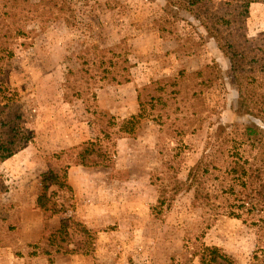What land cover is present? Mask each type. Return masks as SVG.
Wrapping results in <instances>:
<instances>
[{"label": "rangeland", "instance_id": "1", "mask_svg": "<svg viewBox=\"0 0 264 264\" xmlns=\"http://www.w3.org/2000/svg\"><path fill=\"white\" fill-rule=\"evenodd\" d=\"M169 1L174 0H20L28 8L20 25L33 30L35 41L9 47L17 60L9 81L25 86L22 93L35 105V116L21 123L33 142L0 161V264H201L193 253L203 245L218 246L237 264H249L253 229L240 219L204 215L205 209L193 206L191 192L177 197L164 222L151 215L157 199L151 173L163 171L165 155L158 139L161 125L153 116L142 119L133 137H119L129 134L124 120L140 112L141 86L182 68L189 74L213 60L223 76L204 89L206 103L221 110L225 123L255 124L253 115L231 113L239 103L228 57L192 15ZM69 2L75 13L70 17ZM164 6L182 19L160 37L153 19ZM62 17L75 22L67 26ZM193 31L202 36L201 44ZM245 33L264 49V1L250 3ZM102 59L103 68L95 69L92 63ZM78 68L104 77L100 84L110 77L119 81L67 92L63 83ZM194 103L182 109L191 110ZM175 117L164 118L161 127L176 120L165 145L182 144L176 160L183 177L216 119L208 114L202 128L184 132L177 127L185 122ZM98 140L108 158L97 164V152H89L86 164L78 162L83 150H98L92 146Z\"/></svg>", "mask_w": 264, "mask_h": 264}, {"label": "trees", "instance_id": "2", "mask_svg": "<svg viewBox=\"0 0 264 264\" xmlns=\"http://www.w3.org/2000/svg\"><path fill=\"white\" fill-rule=\"evenodd\" d=\"M3 1L4 3L0 0V161L33 142V135L26 132L21 123L35 116V105L28 103L22 93L25 86L16 87L9 81L10 71L17 65L15 55L9 47L16 44L32 45L35 41L33 30H24L20 25L22 15L28 8L20 0ZM257 1L264 0H174L169 1V4L192 15L228 57L238 87L239 103L238 110L231 113L250 114L264 122V49H259L256 39L245 33L249 5ZM67 4L69 17L74 16L72 4ZM161 14L153 19L160 37L165 36L164 31L170 25L182 19L177 11L165 6ZM62 19L67 26L75 22L73 17ZM193 33L201 44L200 33ZM262 38L264 39V35ZM94 49H99V46L94 45ZM103 60L93 62L94 68H103ZM115 63L110 62L113 65ZM189 71L187 74V70L182 68L165 73L141 86L137 90L140 112L124 120L123 129L128 128L129 134L120 133L119 137H133L142 119L149 116H153L161 126L165 124L164 118L176 116L175 118L185 122L177 128L186 132V128H202L207 115L213 114L216 120L207 128L204 148L183 177L179 174L180 162L176 160L182 144L177 143L174 147L169 143L165 145L176 120L165 128L159 127L160 153L166 156L163 158V171L151 173V183L157 192V199L151 206V215L158 222H164L177 197L191 192L193 206L205 209L204 215L208 211L214 220L220 216L240 219L245 226L253 229L255 249L249 264H264V128L249 121L225 123L222 121L221 110L206 103L204 89L222 81L223 69L219 62L213 60L211 64L197 66ZM87 72L88 68H78L73 72L75 74L72 78L63 83L66 91L75 90L76 86L85 85L91 89V86L98 87L104 83L119 81L110 77L100 84L104 77L98 79L84 75ZM64 96L69 97L66 93ZM93 97L95 98V94ZM194 100L196 103L191 105L192 109L185 110L190 114L185 113L182 106L186 107ZM201 103L204 105L202 111L199 110ZM203 112L206 117L201 115ZM179 134L181 133L178 136ZM92 146H97L98 150L92 151L90 147L83 150L78 162L86 164L89 152H97V159L100 160L96 161L97 164L108 158L109 151L102 153L99 140ZM46 176L47 174L44 177ZM44 188H47L46 184ZM38 202L43 206L44 197L40 196ZM193 255H197L201 264H237L215 245H203Z\"/></svg>", "mask_w": 264, "mask_h": 264}, {"label": "water", "instance_id": "3", "mask_svg": "<svg viewBox=\"0 0 264 264\" xmlns=\"http://www.w3.org/2000/svg\"><path fill=\"white\" fill-rule=\"evenodd\" d=\"M250 118L256 125L264 128V122L261 119L253 117V116H250Z\"/></svg>", "mask_w": 264, "mask_h": 264}]
</instances>
